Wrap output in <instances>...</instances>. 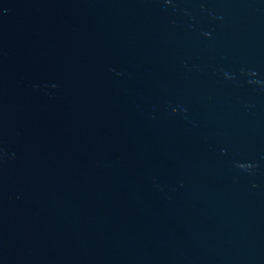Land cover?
I'll list each match as a JSON object with an SVG mask.
<instances>
[{
    "label": "water",
    "instance_id": "1",
    "mask_svg": "<svg viewBox=\"0 0 264 264\" xmlns=\"http://www.w3.org/2000/svg\"><path fill=\"white\" fill-rule=\"evenodd\" d=\"M0 264H264V0H0Z\"/></svg>",
    "mask_w": 264,
    "mask_h": 264
}]
</instances>
